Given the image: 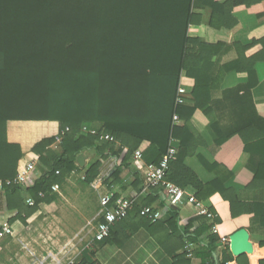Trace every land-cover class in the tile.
<instances>
[{
	"label": "trees",
	"instance_id": "obj_1",
	"mask_svg": "<svg viewBox=\"0 0 264 264\" xmlns=\"http://www.w3.org/2000/svg\"><path fill=\"white\" fill-rule=\"evenodd\" d=\"M253 1L260 0H236L232 6H249ZM193 6L194 0H0V181L14 179L28 165L21 146L9 143V122L60 125L61 142L56 147L57 140L51 137L33 148L39 162L26 186H3L7 208L18 211L17 219L25 222L54 202L52 187L80 171L78 157L90 150L102 160L119 155L115 184L130 168L143 142L150 143L143 152L144 161L158 164L171 140L176 139L183 151L179 148L166 179L183 190L192 177L196 179L183 164L190 154L187 142L194 136L191 117L215 87L209 66L225 46L213 47L190 37ZM225 8L221 7L222 13ZM214 10L216 20L218 8ZM243 61L244 55L234 65L235 70L247 71L253 77L257 58L250 67ZM183 75L194 79L196 86L191 103L176 106ZM176 114L186 119L184 127L174 126ZM91 123L102 124L99 135L82 132ZM104 132L115 142L102 141L100 134ZM246 134L244 130L229 138H245ZM101 166L99 160L88 168L86 184L99 177ZM132 171L136 189L141 191L140 172ZM263 172L264 162L251 187L262 181ZM218 185L198 182L197 198L204 199L206 192L211 195ZM28 197L34 200L33 206L27 205ZM229 202L233 214L237 205H243L236 198ZM144 207L151 206L137 201L127 218L131 213L141 216ZM173 211L176 221L179 213ZM204 217V226L195 234L184 232L196 244H201L199 238L209 227L212 232L213 223L217 224L218 218L210 223ZM113 233L114 228L104 241ZM93 250L85 251L76 264H90ZM187 258H180L183 264H190Z\"/></svg>",
	"mask_w": 264,
	"mask_h": 264
},
{
	"label": "crops",
	"instance_id": "obj_2",
	"mask_svg": "<svg viewBox=\"0 0 264 264\" xmlns=\"http://www.w3.org/2000/svg\"><path fill=\"white\" fill-rule=\"evenodd\" d=\"M234 3L236 0H194L195 18L189 28L190 37L213 47L223 44L225 48L209 66L215 87L206 96L208 99H202L191 117L194 136L187 142L186 150L190 154H186L183 164L196 179L191 176L192 180L183 190L187 194L184 202L170 207L162 188L141 196L140 190L136 189L132 170H137L133 160L131 169H125L114 184L113 174L121 164L119 155L102 160L93 150L86 151L83 154L85 165L81 166L77 161L80 171L71 173L57 186L55 201L25 222L16 218L18 211L8 210L5 193L0 189V230L6 224L12 229V234L0 240V264H32L34 258L45 257L75 237L87 234L101 220V199L108 193L149 204L161 213L162 218L151 222L131 213L113 227L111 239L95 243L90 264H181L183 255L188 257L190 264L264 262V172L262 181L251 187L264 162V0L253 1L249 6L235 7L232 6ZM225 6L222 13L221 7ZM215 7L218 8L216 20ZM212 23H215L214 27ZM238 46L245 49L238 50ZM242 53L243 65L248 67L257 58L253 77L247 71L235 70L234 65ZM180 84L189 95L196 86L195 80L187 75L181 77ZM185 125L186 119L181 118L179 126ZM102 127L100 123H91L85 125L82 132L92 134ZM244 130L248 133L245 138H229ZM59 136L57 122L8 123L9 143L21 146L27 162L38 158L33 153L36 144L45 138L57 140ZM175 141L182 152L181 142ZM149 146L150 143L145 141L139 149L146 153ZM99 160L102 163L100 175L88 185L85 183L88 168ZM138 175L142 181L143 174ZM198 182L203 185L219 182V185L214 193L206 192L204 199H198ZM191 197L203 202L218 216V233L213 234L209 227L199 238L201 244L190 241L184 233L195 234L204 226V216L190 202ZM230 198L243 204L236 206V214L231 209ZM173 209L179 213L176 221ZM241 229L248 231L253 253L236 257L231 252L230 242L224 244L221 238L230 240ZM88 238L92 239L89 235Z\"/></svg>",
	"mask_w": 264,
	"mask_h": 264
},
{
	"label": "built area",
	"instance_id": "obj_3",
	"mask_svg": "<svg viewBox=\"0 0 264 264\" xmlns=\"http://www.w3.org/2000/svg\"><path fill=\"white\" fill-rule=\"evenodd\" d=\"M189 103H191V96L184 86L180 84L177 92L176 106H184ZM173 124L174 126H179L181 124V119L177 114L173 117ZM67 131H69V129H67ZM98 133L99 131H92V134L97 135ZM100 139L105 142H115V138L107 132L100 134ZM60 142L61 138L59 136L57 138L55 147ZM178 151L179 148L176 145V141L173 139L169 144L167 152L163 155L161 161L158 164L146 163L143 159L142 149H138L134 153V166L136 167V170L141 172L144 176L143 186L140 191L141 196L147 195L153 188H163L167 197L168 205L170 207H177L184 202L185 192L183 189L166 179L170 164L176 159ZM38 162V158L28 161L27 167L23 169L14 179L6 180L5 183L0 181V189H3L4 185L26 186L27 180L30 174L36 170ZM52 191L57 192L58 187L53 186ZM40 195L44 197L43 194ZM190 202L203 216H206L211 223H213L218 217L217 214L212 212L207 206L204 205L203 202L197 200L196 198L191 197ZM26 203L29 206H33L34 200L31 197H28ZM136 203V198L123 196L116 197L111 193L106 194L101 199V220L95 227L90 228L87 234H81L75 237L56 252H49L45 257L42 258H34L35 260L32 264H76L80 262L82 254L85 251L93 250L95 243L103 242L105 239H107L110 236L111 230L115 224L126 219L129 212L133 210ZM140 215L149 219L151 222H157L162 218L161 213L154 210L152 207L142 208ZM212 233H218V225L216 223H213ZM10 234H12V229L6 224L0 230V240H2L5 235ZM88 235L91 236L92 239H89ZM221 242L225 244L229 243L230 240L228 238L222 237ZM189 255L192 256V252H190Z\"/></svg>",
	"mask_w": 264,
	"mask_h": 264
},
{
	"label": "water",
	"instance_id": "obj_4",
	"mask_svg": "<svg viewBox=\"0 0 264 264\" xmlns=\"http://www.w3.org/2000/svg\"><path fill=\"white\" fill-rule=\"evenodd\" d=\"M77 161L81 166L85 165V157L83 155H80ZM230 249L236 257L253 253V244L250 241V235L247 230L241 229L231 236Z\"/></svg>",
	"mask_w": 264,
	"mask_h": 264
}]
</instances>
